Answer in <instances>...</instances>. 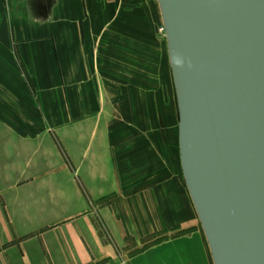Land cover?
Segmentation results:
<instances>
[{
  "label": "crops",
  "instance_id": "1",
  "mask_svg": "<svg viewBox=\"0 0 264 264\" xmlns=\"http://www.w3.org/2000/svg\"><path fill=\"white\" fill-rule=\"evenodd\" d=\"M157 22L156 0H0V264H211Z\"/></svg>",
  "mask_w": 264,
  "mask_h": 264
},
{
  "label": "water",
  "instance_id": "2",
  "mask_svg": "<svg viewBox=\"0 0 264 264\" xmlns=\"http://www.w3.org/2000/svg\"><path fill=\"white\" fill-rule=\"evenodd\" d=\"M156 2L180 174L211 264H264V0Z\"/></svg>",
  "mask_w": 264,
  "mask_h": 264
},
{
  "label": "rangeland",
  "instance_id": "3",
  "mask_svg": "<svg viewBox=\"0 0 264 264\" xmlns=\"http://www.w3.org/2000/svg\"><path fill=\"white\" fill-rule=\"evenodd\" d=\"M145 42H148L147 40H145ZM161 50V57L157 58V67L159 68L160 72H162V69H163V66L165 68V62H164V35H163V29H162V26L158 24L157 22V51ZM164 74L163 73H157V84L154 82L151 83V85L153 86H157V87H163L165 86V78L163 76ZM167 87L170 88V83L167 82ZM167 88V89H168ZM169 91L171 92V90H168V94H169ZM170 96V94H169ZM171 98V97H170ZM162 238H157V241L161 240ZM145 244L149 241H144Z\"/></svg>",
  "mask_w": 264,
  "mask_h": 264
},
{
  "label": "clouds",
  "instance_id": "4",
  "mask_svg": "<svg viewBox=\"0 0 264 264\" xmlns=\"http://www.w3.org/2000/svg\"><path fill=\"white\" fill-rule=\"evenodd\" d=\"M175 63H176L177 65H179V64L181 63V61H180L179 59H176V60H175Z\"/></svg>",
  "mask_w": 264,
  "mask_h": 264
}]
</instances>
